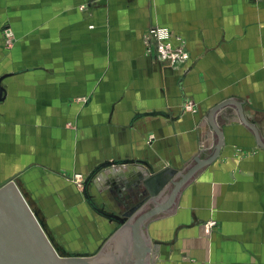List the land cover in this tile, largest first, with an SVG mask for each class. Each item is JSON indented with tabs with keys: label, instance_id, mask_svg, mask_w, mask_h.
Here are the masks:
<instances>
[{
	"label": "crops",
	"instance_id": "obj_1",
	"mask_svg": "<svg viewBox=\"0 0 264 264\" xmlns=\"http://www.w3.org/2000/svg\"><path fill=\"white\" fill-rule=\"evenodd\" d=\"M5 24L25 40L19 67L0 75H9L0 168L56 228L59 248L93 255L115 231L75 175L137 161L89 186L99 207L119 214L143 198L141 163L186 172L221 144L137 237L128 230L110 250L123 242L131 264L138 238L155 251L146 264H264V0H0ZM152 27L185 41L184 68L147 51Z\"/></svg>",
	"mask_w": 264,
	"mask_h": 264
},
{
	"label": "water",
	"instance_id": "obj_2",
	"mask_svg": "<svg viewBox=\"0 0 264 264\" xmlns=\"http://www.w3.org/2000/svg\"><path fill=\"white\" fill-rule=\"evenodd\" d=\"M8 76L0 77V102L5 97V90L1 83ZM226 104L227 102L220 104L210 114L212 115ZM220 146L221 144L217 145L215 153L207 161H196L198 165L186 172L171 168L154 172L147 163H141L148 171L143 175L145 189L143 198L139 203L120 214L99 207L89 194V186L94 178L105 169L138 164V162L111 161L95 166L81 184L82 197L96 215L115 224V231L112 239L106 241L99 251L89 256L67 253L57 245V247L55 246L37 212L31 207L26 196L20 190L16 178L11 177L0 186V264H127L129 258L131 259L129 256L132 250L126 248L123 242H115L119 249H114L117 253L113 254L110 250L112 249L111 243L128 230L137 237V230L142 224L153 215L163 212L179 195L194 171L207 165L215 158ZM170 189L172 191L167 205L157 206V203L166 197ZM149 206H153V209L145 212ZM136 239L139 245V254L132 257L131 264H146L148 254L149 258H152L155 251H151L148 242L143 245L138 238ZM157 244L159 243H156V246Z\"/></svg>",
	"mask_w": 264,
	"mask_h": 264
},
{
	"label": "rangeland",
	"instance_id": "obj_3",
	"mask_svg": "<svg viewBox=\"0 0 264 264\" xmlns=\"http://www.w3.org/2000/svg\"><path fill=\"white\" fill-rule=\"evenodd\" d=\"M82 7H80L79 9H82ZM21 40H22L21 37L20 38L16 37L15 32L12 31L9 24H5L4 26L1 27V30H0V75L4 73V71H11L19 67V65L17 64L16 58H15L14 52L19 47V45L24 42L25 39H23L22 41ZM171 40H172L171 44L174 46L173 48L175 49V52L172 55V59L175 60V57L177 55L179 56V59L175 61L176 63H173L172 61H170V65L171 67L175 69H182L185 67L186 61L189 60V53L184 45L185 41L180 36L176 37L175 35H172ZM182 54L183 55L188 54V59L185 61L181 60L180 57ZM7 163H9L8 160H7ZM4 169L5 168H0V186L3 185L6 182V180L9 178V175L7 174V172L10 173L9 170H7L6 168V171H5ZM25 192L26 191L23 192L24 195H25ZM46 202L50 203L49 197H47ZM37 210L40 213L39 216L43 218V215H41L39 207H37ZM122 212L123 211H121L120 213ZM45 230L49 236H50V233H52V235L55 234L54 236H56L57 234L56 228H49V231H48L47 228L45 227ZM67 251H70V248Z\"/></svg>",
	"mask_w": 264,
	"mask_h": 264
},
{
	"label": "built area",
	"instance_id": "obj_4",
	"mask_svg": "<svg viewBox=\"0 0 264 264\" xmlns=\"http://www.w3.org/2000/svg\"><path fill=\"white\" fill-rule=\"evenodd\" d=\"M172 34L170 31L165 27H152L149 28L145 35V45L147 48V51L149 53H153L155 57H157L160 61H172L173 63H176L175 61L179 59V56L177 55L175 57V60L172 59V55L175 52L174 46L171 44ZM178 52V51H177ZM181 60L185 61L188 59V54H182L180 57ZM188 110H190L189 106H185ZM75 182L78 181V183H83L84 178L77 174L75 175ZM214 223H208L206 227L213 226Z\"/></svg>",
	"mask_w": 264,
	"mask_h": 264
},
{
	"label": "bare ground",
	"instance_id": "obj_5",
	"mask_svg": "<svg viewBox=\"0 0 264 264\" xmlns=\"http://www.w3.org/2000/svg\"><path fill=\"white\" fill-rule=\"evenodd\" d=\"M193 105V104H192Z\"/></svg>",
	"mask_w": 264,
	"mask_h": 264
}]
</instances>
